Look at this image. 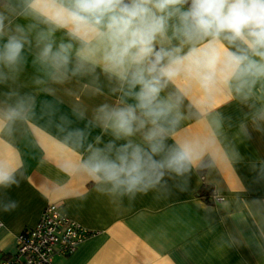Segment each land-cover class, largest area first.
Instances as JSON below:
<instances>
[{"label":"clouds","instance_id":"obj_1","mask_svg":"<svg viewBox=\"0 0 264 264\" xmlns=\"http://www.w3.org/2000/svg\"><path fill=\"white\" fill-rule=\"evenodd\" d=\"M26 53L46 94L81 84L72 111L85 128L66 117L57 125L82 150L77 170L102 193L134 198L201 161L210 137H176L189 114L264 93V0H0V83L23 70ZM102 80L114 99L89 110L83 96L105 95ZM35 104L6 93L0 132ZM16 183L0 167V188Z\"/></svg>","mask_w":264,"mask_h":264},{"label":"crops","instance_id":"obj_2","mask_svg":"<svg viewBox=\"0 0 264 264\" xmlns=\"http://www.w3.org/2000/svg\"><path fill=\"white\" fill-rule=\"evenodd\" d=\"M26 55L23 70L0 83V99L8 92L36 98L31 113L0 132V167L13 171L17 181L0 188V257L15 252L16 236L53 203L90 233L73 252L54 254L52 264H264V116L259 114L264 93L259 86L248 100L226 97L207 115L186 117L176 137H210V142L185 177L166 176V183L147 194L115 197L98 191L77 170L82 150L57 127L66 117L71 128H85L72 111L81 84L55 85V95L46 94L44 85L34 82L40 73L31 53ZM101 83L105 95L83 96L89 110L114 99ZM99 133L91 129L89 139ZM202 185L222 199L200 197ZM13 202L15 207L5 210Z\"/></svg>","mask_w":264,"mask_h":264},{"label":"built area","instance_id":"obj_3","mask_svg":"<svg viewBox=\"0 0 264 264\" xmlns=\"http://www.w3.org/2000/svg\"><path fill=\"white\" fill-rule=\"evenodd\" d=\"M213 200L222 198L212 196ZM76 221L62 215L58 206L48 203L36 224L16 236L15 252L0 257V264H52L54 254H69L89 235Z\"/></svg>","mask_w":264,"mask_h":264},{"label":"trees","instance_id":"obj_4","mask_svg":"<svg viewBox=\"0 0 264 264\" xmlns=\"http://www.w3.org/2000/svg\"><path fill=\"white\" fill-rule=\"evenodd\" d=\"M212 192L210 188H208L206 185H202L200 191L198 192V195L205 200H208L210 198L212 200Z\"/></svg>","mask_w":264,"mask_h":264}]
</instances>
